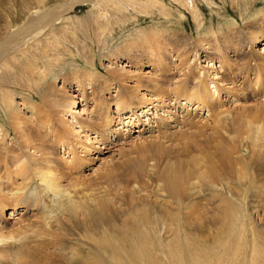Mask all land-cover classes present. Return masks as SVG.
<instances>
[{
  "label": "rangeland",
  "instance_id": "374dc122",
  "mask_svg": "<svg viewBox=\"0 0 264 264\" xmlns=\"http://www.w3.org/2000/svg\"><path fill=\"white\" fill-rule=\"evenodd\" d=\"M45 1L43 10L54 4ZM158 1L171 18L151 9L150 15L137 13L135 24L129 18L119 28L103 29L99 23L103 27L105 21L94 4L75 5L35 39L7 46L0 54V250H11L7 257L0 255L2 263H15L11 255L19 244L49 254L50 264H74L77 253L95 263L93 244L102 235L114 246L128 237L132 247L147 237L150 244L143 247L155 257L124 264H264V169L253 162L258 152L264 160V0L198 1L199 33L211 24L212 38L222 42V51L212 60L198 57L190 11L170 0ZM39 7L37 0H0V32L10 28L9 34L0 33V40L20 30ZM155 29H162L160 36L151 35ZM143 31L146 40L134 38ZM171 32L176 35L169 41ZM225 36L233 48H225ZM150 40L157 45L154 55L164 56V64L153 69L152 60L142 58L141 65H129L120 45L135 41L131 51L147 53L144 43ZM172 46L180 49V57ZM180 62L184 66L178 72ZM110 67L120 74L108 75ZM86 73H94L93 87ZM187 74V87L201 78L207 82L208 95L201 97L199 88L195 98L203 105L207 101L208 108L194 110L192 99L186 111L176 107L171 118L159 110L142 112L140 107L148 105L144 99L158 91L171 94ZM77 80L85 83L86 103L75 91ZM70 94L76 95L77 103L71 111L84 108L81 117L74 119L69 106L63 105L71 100ZM182 98L177 96L171 104L183 103ZM93 100L109 106L107 124L90 114ZM117 101L121 106L115 107ZM135 116L141 121L131 125L129 117ZM77 120L87 127L72 136ZM100 129L104 138L97 143ZM31 161L49 167L61 190L69 193L66 200L39 192ZM205 168L212 171L209 178L215 184L200 176ZM239 169L240 179L234 174ZM175 170L189 175L179 187L178 202L162 180L163 174ZM217 173L223 178L219 182ZM224 180L230 184L229 193L221 185ZM67 198L85 206V213L102 210L103 231L97 221L86 224L80 210L71 212L70 219L56 207L58 200ZM50 239L59 246H39ZM159 240L166 245L164 254L159 253ZM106 251L104 264L122 263L109 247Z\"/></svg>",
  "mask_w": 264,
  "mask_h": 264
},
{
  "label": "bare ground",
  "instance_id": "6f19581e",
  "mask_svg": "<svg viewBox=\"0 0 264 264\" xmlns=\"http://www.w3.org/2000/svg\"><path fill=\"white\" fill-rule=\"evenodd\" d=\"M170 1H172L174 4H178L180 7L184 8V9L190 11L192 19L194 20L193 22H196L194 27H195L196 37H197V39H196L197 43L195 44V46L197 48H199L198 52H200V53H198V57H199V59L200 58H204V60H207V59L212 60V58L215 57L214 54L218 55V53H220L222 51V48H219V45H220L219 43L221 41L218 43L219 40H217V38L216 39L212 38V34H213L214 31L212 32L213 27H212L211 24H210L209 28L205 31V33H199L200 28H201V23H202V22L200 23L201 20L199 21V17H200V14H201L200 13L199 3H198L199 0H170ZM37 2L41 4V7H39L40 11L39 12H37L36 10L32 11L33 14H36V13L37 14L35 16H33L32 18H30V20L25 25H22V28L20 30H18L17 32L11 34L10 36L4 38L3 40H0V54H2L6 50L7 46L16 47L17 44H19V42H21L22 40H24V42L27 43L28 41L35 39L39 35V33L44 31L46 28H49V27L51 28V26L54 25L56 23V21H58L61 18L62 14L65 11L71 10L75 5L78 6V5L83 4V3L94 4L93 8L97 9V11L99 12V15L103 17L102 21H105L104 22L105 25H103V27H102V22L99 23L101 25L102 29L105 28V27L119 28V26L124 25V22L126 21V19H129V18L131 19L132 23L135 24V23L138 22L137 18H138L139 15L136 16L137 13H139V12L141 13L142 12L143 15H150L151 9H153L155 12L156 11H161L162 15H164L166 17H168V15H169L167 13V10L164 13L165 9L162 7L163 5L161 6V5L158 4V2H159L158 0H69L68 2H65V3L54 0L53 1L54 4H52L51 7L47 8V9H44V10H43V8H44V6L46 5L47 2L45 0H37ZM146 6H150V9L147 10ZM176 12H177V9H176ZM127 14H130L132 17L128 16ZM171 17L172 16H170V18ZM222 26H224V25H222ZM3 28H4V31H3L4 34L3 35H5V33H8V34L10 33V28H8V27H3ZM135 29L139 30V29H142V27H137ZM222 29H224V28H222ZM159 30H162V29H158V30L155 29V30L150 31V32H152L151 35L152 34H156L157 36H160ZM139 31L141 32V30H139ZM163 31L166 32L167 30H163ZM218 31L220 33V27H218ZM3 32H0V33H3ZM207 33H211V36H207ZM140 34H141L140 36L139 35L138 36L137 35L134 36V38L137 39L138 41H140L141 38L144 40L145 37H146L144 35V31H143V33H140ZM149 34L150 33H148V36H149ZM175 35H176L175 33H172V32L169 33L168 34V36H170V37H168L169 41H171V37L174 38ZM206 37H207V39H206ZM251 37H252V40L256 43L257 41L255 40L256 39L255 38L256 37L255 34H253V36H251ZM227 38H229V37L225 36V38H222V41L224 43L225 48L226 49L230 48V45H231V48H233L232 47V43L230 42L231 39L230 38L227 39ZM135 45H136L135 41H129V42L124 43V45L123 44L120 45L121 47L124 46L123 52L127 55V57H129V65H133V66L141 65L143 63V62H141L142 58H147V59L150 58L148 60L149 61L152 60L149 63L151 64L153 69L155 67L162 66L164 64V62H165L164 56L160 55L158 52H157V54L154 55L153 51H156V47H155L156 44H154V42H152L151 40H150V44L149 45L144 43V46L146 47V49L148 48V50H147L148 56H147V53H146V51L144 49H143V51H131V49L135 48ZM150 48H151V51L149 50ZM174 50L176 51L175 52L176 56L180 57V51H179L180 49L178 48V50H176L174 48ZM233 50H231V51H233ZM237 52H238V50H237ZM195 55H197V54H195ZM111 56H112V58H109V56H108V58H109L108 62L112 63L111 60L113 58H115V55H111ZM220 64L223 65V61L222 60H220ZM127 65L128 64L125 62V64L123 66H127ZM29 66H31L30 63H29ZM176 66L178 67L177 71L179 72L180 70L183 69L182 67L184 65H183V63L180 62ZM122 67L120 66L119 68H122ZM209 67H210V65H209ZM38 69H39V67H38ZM107 69H108L107 70L108 71V75H110V76H113V74H116V72L118 74H120L119 71H115V69H113L112 67L107 68ZM29 71L30 70H28V72ZM37 72L39 73V71H37ZM34 73L36 74L35 71H34ZM27 75H29V74H27ZM86 75L89 77L88 78V83H90L92 85V87H93L94 84H93L92 80L94 78L92 76L94 75V73H90V74L86 73ZM128 78H130V80H131L133 78V76H129ZM188 78H189V76L187 74L185 76V79L183 81L179 82V84L175 87V89L174 88L172 89V92L169 95L163 94L164 92L161 93V92L158 91V93L155 94V95L151 94V96L149 97L150 99L149 98L148 99L147 98L144 99L145 101H147L146 104H148V105L147 106L143 105L142 107H140V108H143V110H144L142 112L146 113L147 109L159 110V111L165 113L166 115H168L169 118H171V116H174L176 114V110H175L176 107H181V108L184 107L185 111H186L187 106H190V104H191L190 100H192V99H195L194 100L195 102H194V105H193V106H195L194 110H196V109L202 110V108H205L208 105L207 104L208 102L206 101V104L203 105V103H201V101L199 100L198 97L195 98V93L200 88L201 97H202V95L204 93H207V95H208L209 90L207 88L208 87L207 82L204 83L202 81V78H201L199 80V82L197 84H195L193 87H191V86L187 87V85H185V82L188 80ZM29 82H30V80H29ZM84 84H85L84 81L77 80L76 81V86L77 87H76L75 91L78 92V94L83 98V99L81 98V100L85 101V103H86L87 101L85 100V97H84V94H83V89L85 88ZM135 87L140 88V84L136 83ZM188 88H189V90L187 91ZM181 92L184 95H180ZM188 93H190V94H188ZM177 96H178V99L181 96L183 97L181 99L183 103H180V104L176 103L174 105L171 104L172 101L176 100ZM192 96H194V97L192 98ZM39 97H41V96H39ZM75 97H76L75 94H70L69 98H71V100L68 101L67 103L63 104V105L69 106V108H68L69 112L68 113H70L69 115L72 116L73 118L76 117V115L81 117V115L84 114L83 113V110H84L83 107H81V109L79 111L78 110L71 111L72 108H75V105L77 104L76 101L73 100V98H75ZM208 98H207V100H211V99H208ZM119 99H121V98H119ZM148 100H150V102ZM92 102L93 103L96 102V103L94 104L92 110L90 109L91 110L90 114L93 115L94 118L96 117L95 119H96L97 122H103L104 121L106 123L107 120H108V117H107L108 116L107 115L108 112H107L106 108H109V106L108 107L105 106L106 108H104V106H102V104H104V103L101 100H97V101L93 100ZM120 102L121 101H117L115 103V107H118V104L121 106ZM55 105H58V104L55 103ZM208 107L209 106H207V108ZM136 118H137V116L129 117V121L128 122H130L131 125L139 124L141 120L139 119V117L137 119ZM169 120L170 121H174V118L173 119H169ZM82 121H80V120L76 121V125H78L77 126L78 130H76L74 132H70V134L72 136H75L76 134H78V132H83L85 130V128L87 126L85 125V122L84 121L82 122ZM15 123H17V122H15ZM141 123H143V122H141ZM102 133H103V129H100L99 131H97V134L95 135V138H94L95 142H97L98 140H101L102 135H103V138H104V133L103 134ZM96 139H98V140H96ZM92 148L93 147H91V149ZM42 160H44L43 157H42ZM253 160H254L253 161L254 163L256 162V166L258 167V169L260 171H262L264 169V160L261 157V154L259 152L253 154ZM46 164H48V162H46ZM30 168H31V171H32V175L40 183L39 185H37L40 188L39 192H41L42 194L43 193H45V194L46 193H48V194L51 193L54 196L59 195L60 198H63V199L68 197L69 193H66L64 190H61V186L57 184V182L55 180L56 178L55 177L53 178V174L51 173L49 167L41 166L39 161H33V162L31 161ZM211 172H212L211 170L209 171V170H206V168H205L204 171L200 172V176L203 177V178H209ZM242 173H243V171L239 169V170H236L234 174H235L236 177H238L240 179L243 176H240L239 174H242ZM215 179L218 180V182H219L223 178H221V175L217 173L215 175ZM162 180L165 183L166 191L172 197H174V199L178 202L180 200V192L178 191L179 187L181 186V184L183 182H188L189 181V175H188V173L185 174V175L180 174V172H177V170H175V171L167 172V173L163 174L162 175ZM206 182H208L209 184H215L214 181H213V177L212 176ZM226 182L228 183L227 180H224V183L222 182L223 184L221 183V185H224L226 190L228 191V189L230 190V188L228 186L230 184L229 183L227 184ZM262 187H264V185H262ZM62 192L65 193V194H61ZM228 193H229V191H228ZM19 195H21V194H19ZM226 200H227V198H226ZM52 203H53V201H52ZM55 204H57L56 207L60 208L64 212V214L67 213V215H68V217L70 219L72 218L71 217V212L73 213V212H76L77 210H80V214L84 216L83 221L86 224H87L88 221H91V222L92 221H94V222L97 221L96 226H98V229L100 231H103V228H104V224H103L104 218L103 217H104V215H103V211L102 210H99L98 212H94V213H92V212L85 213L84 212V210H86L85 206H81V203L79 204V203L73 202L72 200H69L68 198H67L66 202H64L62 200H58V202H56ZM10 216H12V218H13V214L12 213H10ZM10 216L8 217V219H11ZM147 224L150 225L151 224L150 221H148ZM148 229H149L148 226H146V230H148ZM97 236L101 240H98V241L94 242V244H93L94 247L93 248L98 253V257H97L98 260H96L95 263H89L88 259H85V257L83 255H79L77 253L75 255V258H74L75 259L74 264H104L105 261H106L105 259L108 258V255H109V253L106 251V247H109L112 250L114 257H118V259H123L121 264H124L123 262H126V261H128V263L130 261H147V259H149V260L153 259V257H155V255H156V253L154 254V252L152 250L145 249L143 247L144 244H146V245L150 244V243L147 242V237L146 238H144L143 236L140 237L141 244L139 246L132 247V245L130 244V241L128 240V237H124L125 239L119 240V241H121V243H118V245L114 246L113 242L109 243L107 240H103L104 238H103L102 235H97ZM160 242L161 241L159 240V244H158L159 253L160 254H164L166 245L164 244L162 246L160 244ZM39 244H40L39 246H44V245L47 246L48 245V247L50 246V248L59 246V244L56 241L51 240V239L48 240V241H41ZM8 248H10V247H8ZM25 248H26L25 245L19 244L18 246H15V249H13L14 251L12 250L13 251L12 255L11 254L10 255L15 260L14 264H50L48 258L51 257V256L49 254H47V253H45L43 251H40L37 248L36 249L34 248V250L25 249ZM9 251H11V250L5 251V250L1 249L0 250L1 257L9 256L8 255ZM87 251H91V250L87 249ZM259 254H260V252H259ZM109 258H110V256H109ZM0 264H9V262L5 261V262L2 263L1 260H0ZM53 264H61V263L60 262H55Z\"/></svg>",
  "mask_w": 264,
  "mask_h": 264
}]
</instances>
